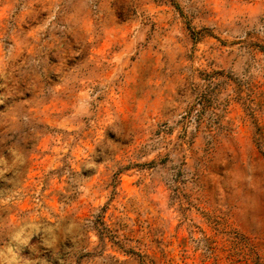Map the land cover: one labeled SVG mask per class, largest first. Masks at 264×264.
<instances>
[{"label":"rangeland","instance_id":"rangeland-1","mask_svg":"<svg viewBox=\"0 0 264 264\" xmlns=\"http://www.w3.org/2000/svg\"><path fill=\"white\" fill-rule=\"evenodd\" d=\"M0 264H264V0H0Z\"/></svg>","mask_w":264,"mask_h":264}]
</instances>
